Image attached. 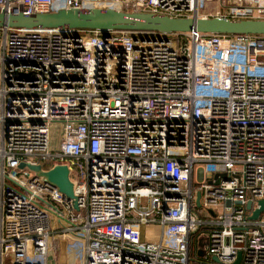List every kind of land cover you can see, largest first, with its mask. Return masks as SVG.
Segmentation results:
<instances>
[{"label": "built area", "instance_id": "obj_1", "mask_svg": "<svg viewBox=\"0 0 264 264\" xmlns=\"http://www.w3.org/2000/svg\"><path fill=\"white\" fill-rule=\"evenodd\" d=\"M81 7L264 20V0H0ZM22 162L67 164L79 209ZM261 200L264 35L0 27V264H49L52 237L79 264H264Z\"/></svg>", "mask_w": 264, "mask_h": 264}, {"label": "water", "instance_id": "obj_2", "mask_svg": "<svg viewBox=\"0 0 264 264\" xmlns=\"http://www.w3.org/2000/svg\"><path fill=\"white\" fill-rule=\"evenodd\" d=\"M0 27L61 30H100L104 34L110 31H127L142 34L147 32L169 33H226V34H261L264 35V20L230 19L223 17L203 18L198 16L172 17L166 14L142 11H122L113 8H61L51 12L25 14L22 11L0 10ZM20 168L28 167L43 180L57 186L68 199L73 200L75 208L79 209L78 197L75 194V184L70 177L67 164H56L45 169L41 163L22 162ZM218 180L216 181V184ZM200 198V195H199ZM261 208L251 215L257 219L264 210V200ZM198 205L200 202L198 200ZM252 202H248L250 209ZM242 254L233 264H239ZM215 261H219L216 256Z\"/></svg>", "mask_w": 264, "mask_h": 264}, {"label": "rangeland", "instance_id": "obj_3", "mask_svg": "<svg viewBox=\"0 0 264 264\" xmlns=\"http://www.w3.org/2000/svg\"><path fill=\"white\" fill-rule=\"evenodd\" d=\"M140 34V33H134ZM146 35V34H145ZM221 174L217 173L215 178H218ZM212 182V180H210ZM141 204L147 206L149 201L147 198H143L141 200ZM210 212L212 215H215L217 209L211 207L206 208L203 207L205 212ZM199 214L201 213L199 210H196ZM149 232L150 235L148 236L149 239L158 238L160 237L161 233V226L160 224H148L147 226L143 227L142 232ZM204 242L200 244V255H205L207 253V243L206 238L207 235H204ZM81 259V242L77 241L76 243H72V239L64 238L59 239L58 237H52L50 240V252H49V264H79V260Z\"/></svg>", "mask_w": 264, "mask_h": 264}, {"label": "trees", "instance_id": "obj_4", "mask_svg": "<svg viewBox=\"0 0 264 264\" xmlns=\"http://www.w3.org/2000/svg\"><path fill=\"white\" fill-rule=\"evenodd\" d=\"M43 167L45 168V169H49L50 168V163H46V162H44L43 163ZM198 264H203L202 262H198Z\"/></svg>", "mask_w": 264, "mask_h": 264}]
</instances>
